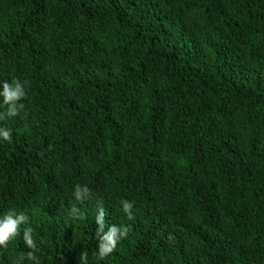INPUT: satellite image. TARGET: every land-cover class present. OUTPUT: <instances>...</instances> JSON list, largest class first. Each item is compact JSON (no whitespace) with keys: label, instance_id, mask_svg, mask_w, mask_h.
Returning a JSON list of instances; mask_svg holds the SVG:
<instances>
[{"label":"trees","instance_id":"obj_1","mask_svg":"<svg viewBox=\"0 0 264 264\" xmlns=\"http://www.w3.org/2000/svg\"><path fill=\"white\" fill-rule=\"evenodd\" d=\"M15 80L0 218L28 220L0 264H35L26 227L39 264H264V0H0ZM101 205L130 226L103 260Z\"/></svg>","mask_w":264,"mask_h":264},{"label":"clouds","instance_id":"obj_2","mask_svg":"<svg viewBox=\"0 0 264 264\" xmlns=\"http://www.w3.org/2000/svg\"><path fill=\"white\" fill-rule=\"evenodd\" d=\"M27 82H21L19 80L13 81L11 84L4 82L2 85V91H0V97L3 98V103L8 106L6 115L8 117H14L20 114L24 110L25 105L21 103L26 97L25 85ZM5 118V114H0V120ZM0 138L4 141L11 142L12 132L5 128L0 127ZM51 149V145L49 146ZM73 195L77 201L83 202L85 199H90L92 197V190L87 185L77 184L74 187ZM122 209L127 215L129 220H133L134 216L132 214L133 202L128 200H121ZM70 214L75 219H81L79 214V209L72 207ZM107 212L105 208L101 205L99 207L98 214L95 217V222L97 225L95 238L98 241L97 253L98 259L103 260L109 254H111L117 247L118 242L121 239L127 238L130 226L126 225H116L112 224L105 227V217ZM28 220V216L23 213H17L15 209H9L0 218V248H7L11 241L21 232V225H24ZM33 229L31 227H26L23 229L22 239L27 246V248L32 249L28 252L26 257L21 254L19 260H24L27 258L30 261H34L35 264H39V260L35 255L37 245L33 239ZM88 253L82 252L80 254V264H87Z\"/></svg>","mask_w":264,"mask_h":264}]
</instances>
